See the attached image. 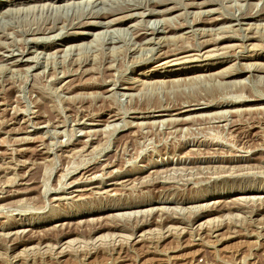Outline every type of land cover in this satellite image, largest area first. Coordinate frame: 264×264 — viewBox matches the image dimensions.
<instances>
[{"label": "rangeland", "instance_id": "374dc122", "mask_svg": "<svg viewBox=\"0 0 264 264\" xmlns=\"http://www.w3.org/2000/svg\"><path fill=\"white\" fill-rule=\"evenodd\" d=\"M27 1L0 0V264H264V0Z\"/></svg>", "mask_w": 264, "mask_h": 264}, {"label": "bare ground", "instance_id": "6f19581e", "mask_svg": "<svg viewBox=\"0 0 264 264\" xmlns=\"http://www.w3.org/2000/svg\"><path fill=\"white\" fill-rule=\"evenodd\" d=\"M27 1V0H26ZM52 1H54V0H51V2ZM56 1H61V0H56ZM99 1V0H98ZM151 1V0H150ZM156 1V0H155ZM5 2H6V4H8V3H10V2H12V0H5ZM28 2V1H27ZM55 2V1H54ZM96 2V1H95ZM112 2V1H111ZM147 2V1H146ZM18 3H20V2H18ZM44 3V2H43ZM48 3V2H47ZM102 3V2H101ZM131 3V2H130ZM22 4H24V3H22ZM26 4V3H25ZM50 4H54V3H50ZM160 4H163V1H157V2H154L152 5L153 6H159ZM193 4H195L196 6H199V5H204V4H206L205 2H201V3H197V1H196V3H193ZM45 5V4H44ZM101 5V4H100ZM122 5V4H121ZM137 5H139V4H133V5H131V4H129V2H127L126 4H123L122 6V8H124L125 10H129V11H132L133 13H129V15L127 14V17L129 16V17H131V16H133V15H136L137 13L135 12V10L137 9L136 7H137ZM150 5V4H149ZM188 5V4H187ZM135 6V7H134ZM144 6H146L145 4H144ZM41 7V6H40ZM53 7V6H52ZM43 8V7H42ZM167 8V7H166ZM100 9H102L101 7H100ZM144 9V8H143ZM102 10H105L106 11V9H102ZM154 10L155 9H151L147 14L148 15H151V16H162V14L163 13H167V12H169V11H171L172 10V8H168V9H165V10H160V11H158V10H156V12L155 13H153L154 12ZM99 11V10H98ZM98 11H96V12H98ZM101 11V10H100ZM211 11V10H210ZM95 12V11H94ZM111 11H106V12H104V13H102V14H99V16L98 15H96V17L95 18H97V19H101L100 21H102V19H104V18H106L107 17V15L110 13ZM262 12H263V10H262ZM99 13V12H98ZM91 14V13H90ZM94 14V13H93ZM97 14V13H96ZM95 15V14H94ZM243 17H236V18H234V20L235 21H239L240 19H242ZM219 19H222V17L221 18H216V20H219ZM164 20V19H163ZM162 20V21H163ZM108 21H113V20H108ZM157 21V20H156ZM160 21V20H159ZM161 21V22H162ZM195 21H199V20H195ZM149 22V21H148ZM102 23V22H101ZM94 24V23H93ZM97 24V23H96ZM108 24V23H107ZM159 24V23H158ZM98 25V24H97ZM102 25H103V23H102ZM105 25V24H104ZM164 26V25H163ZM160 29V28H159ZM158 31H161L160 33H166L167 31H168V29L166 28V27H164V28H161V30H158ZM144 34H145V36L143 37V38H145V41L144 42H146V37H147V31H145L144 32ZM149 34H153V33H150L149 32ZM186 34V33H185ZM136 37H137V35H135ZM134 37V36H133ZM152 37V36H151ZM148 39H149V37H148ZM147 39V40H148ZM152 40V39H151ZM112 41V40H111ZM133 41V40H132ZM149 41V40H148ZM137 43V42H136ZM187 48V47H186ZM174 52V51H173ZM176 52H177V50H176ZM175 52V53H176ZM178 52H179V50H178ZM172 53V52H171ZM4 54V53H3ZM249 69V68H248ZM130 89V88H129ZM132 89V88H131ZM205 98V97H204ZM209 104V103H208ZM208 104H206V105H208ZM197 105V104H196ZM156 110V109H155ZM191 110V109H190ZM193 110H195V109H192V111ZM189 111V110H188ZM156 112H159V110H157ZM158 116H160V115H158ZM186 118V117H185ZM176 119V118H175ZM161 122V121H160ZM132 123V122H131ZM130 124V123H129ZM139 126V125H138ZM29 131V130H28ZM92 132V131H91ZM61 199V198H60Z\"/></svg>", "mask_w": 264, "mask_h": 264}]
</instances>
